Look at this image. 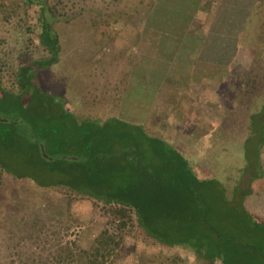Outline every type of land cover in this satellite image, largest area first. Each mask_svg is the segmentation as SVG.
Here are the masks:
<instances>
[{
	"label": "rangeland",
	"instance_id": "obj_1",
	"mask_svg": "<svg viewBox=\"0 0 264 264\" xmlns=\"http://www.w3.org/2000/svg\"><path fill=\"white\" fill-rule=\"evenodd\" d=\"M215 2L205 1L204 11L193 22L195 28L205 29ZM252 2L232 0L237 5L250 6ZM160 4L161 0H49L60 50L55 63L38 70L43 89L67 98L69 109L79 119L104 121L116 116L137 122L140 117L149 135L164 137L165 130L172 127L170 122L164 117L160 122L153 116L150 120L151 107L138 114L132 103L140 99V95L141 99L146 96L148 102L152 99L148 92L155 89L162 94V100L169 99L176 92L173 86L179 79L177 69L185 66L182 54L179 61L176 58L180 50L175 38L177 30L167 29L180 16L172 9L170 22H157L156 25L152 15ZM226 5L224 3L217 11L216 21H219L214 24L221 23ZM263 6L264 1H261L260 11L256 12L258 18L263 16ZM39 14L38 7L25 5L20 0H0V70L8 88L17 87L16 71L22 61L48 60L51 56L50 50L40 41ZM255 21L260 20L252 22L259 31ZM257 31L253 29L251 33L254 41L247 43L249 48L241 50L240 60L232 71L234 74L220 78L219 87L224 89L220 93L236 98L232 117L219 126L209 140L211 143L201 142L195 146L201 151L196 158L198 162H194L201 170V183L197 185L205 188L209 183L214 187L216 196L213 204L210 203L214 214L210 219L220 227H224L222 222L233 208L229 202L235 198V190L239 185L254 181L256 192L247 199L252 204L250 209L264 219V145L262 164H252L249 168L248 162L249 157L251 161L256 159L255 151L260 144L259 130L253 140L251 122L252 113L260 109L262 98L250 94L243 97L244 84L252 67L261 63L264 56L260 51L264 43L259 33H255ZM143 86L152 88L147 95L142 92ZM257 118L263 123L264 114ZM181 153L187 160L194 159L189 153ZM198 189L205 192L203 188ZM226 228V233H236L230 226ZM100 237L102 243L97 242ZM96 247L101 249L97 258L91 253ZM0 264L223 262L160 241L140 223L134 207L97 199L62 184L42 186L31 178H18L0 168Z\"/></svg>",
	"mask_w": 264,
	"mask_h": 264
},
{
	"label": "trees",
	"instance_id": "obj_2",
	"mask_svg": "<svg viewBox=\"0 0 264 264\" xmlns=\"http://www.w3.org/2000/svg\"><path fill=\"white\" fill-rule=\"evenodd\" d=\"M20 1L39 8L40 41L51 56L48 60L22 61L16 71L15 88L4 85L0 70V168L18 178H31L42 186L62 184L97 199L134 207L140 223L160 241L208 255L212 261L264 264V219L251 213L245 204L252 193L250 184H244L245 188L239 185L235 190V198L229 202L233 208L222 222L224 227L213 224L210 216L213 217L214 212L210 206L216 196L214 187L209 183L205 188L197 185L200 179L194 176L185 158L163 139L149 135L138 116L154 102L156 91L150 90V86H143L142 92L146 94L150 90L148 94L152 99L147 102L146 96L141 99L140 95V99L131 101L138 111L137 122L116 116L104 121L79 119L69 109L67 98L45 91L38 76L39 69L58 60L60 50L49 0ZM205 1L161 0L152 19L156 20V25L157 22L166 24L174 9L181 18L177 15L175 24L167 29L177 30L175 38L180 48L177 60L182 54L186 67L196 69L198 65L209 72L211 65L197 61L202 42L198 29L193 26L195 17L205 9ZM215 1L214 11L209 14L211 35L226 38L239 25L257 31L252 22L258 19L259 22L255 21L260 27L257 32L264 43V12L262 18L256 14L264 0H253L250 15L247 5H237L232 0ZM224 3H227L223 7L226 12L221 23L214 24L217 11ZM260 51L264 53V46H260ZM261 61L252 67L243 92V97L250 94L262 98L260 109L252 113L251 135L256 139L259 130L260 144L255 151V163L247 156L249 168L252 164H262L264 121L259 122L257 117L264 114V56ZM250 140L248 148H251ZM228 226L236 233H226ZM97 242L102 243V237ZM112 242L119 245L115 240ZM91 253L97 258L101 249L93 248Z\"/></svg>",
	"mask_w": 264,
	"mask_h": 264
},
{
	"label": "crops",
	"instance_id": "obj_3",
	"mask_svg": "<svg viewBox=\"0 0 264 264\" xmlns=\"http://www.w3.org/2000/svg\"><path fill=\"white\" fill-rule=\"evenodd\" d=\"M253 8L249 6V15ZM211 20L210 18L205 29L198 30L202 43L197 53V61L211 65L210 71L205 72L203 67L198 65L196 69L186 66L179 68L177 70L179 79L173 86L176 92L169 99L162 100V94L155 89L156 99L149 112L150 120L153 116L160 122V118L164 117L174 129L171 132L172 127L169 130L167 128L164 137L156 135L153 137L163 139L181 155V152H185V154H190V158L193 156L194 159L184 158L191 167L194 176L199 179L201 170L197 169L194 162H198L196 158L200 157L198 155L201 154V151L200 147L195 146L201 142L211 143L209 140L215 136L219 126L222 123H227L232 117L235 107L236 98L226 93H220L221 90L224 91L219 87L220 78L227 74H234L232 71H234L237 61L240 60L241 50L249 48L247 43L254 41L252 40L253 34H251L253 30L245 28V25L235 26V30L226 38L225 36L211 35ZM248 25L251 27L250 24ZM214 66H219L221 69L217 70ZM162 107L163 109L160 110ZM255 183L256 181L250 184L252 188H255L252 192H256ZM248 199L245 201L247 209L257 216V212L250 209L252 204Z\"/></svg>",
	"mask_w": 264,
	"mask_h": 264
},
{
	"label": "water",
	"instance_id": "obj_4",
	"mask_svg": "<svg viewBox=\"0 0 264 264\" xmlns=\"http://www.w3.org/2000/svg\"><path fill=\"white\" fill-rule=\"evenodd\" d=\"M42 150H43V152H44V148L42 147Z\"/></svg>",
	"mask_w": 264,
	"mask_h": 264
}]
</instances>
